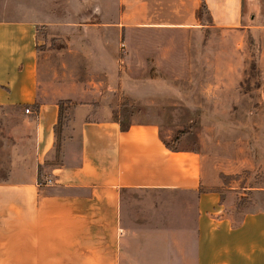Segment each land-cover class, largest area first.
I'll list each match as a JSON object with an SVG mask.
<instances>
[{
	"label": "crops",
	"instance_id": "1",
	"mask_svg": "<svg viewBox=\"0 0 264 264\" xmlns=\"http://www.w3.org/2000/svg\"><path fill=\"white\" fill-rule=\"evenodd\" d=\"M121 2L126 8L114 24L98 15L92 23H49L76 61L96 63L91 76L78 75L60 55L58 72L53 50L40 48L37 19L0 17V125L9 107L20 112V127L34 121L32 150L18 142L0 176V264H264V210L238 218L235 189L217 178L207 154L170 149L154 120L123 130L120 121L100 118L110 89L134 94L144 86L148 106L196 109L201 103L188 95H209L210 102L222 87L236 90L240 69L230 65L218 74L220 55L205 32H254L264 68V0ZM203 3L207 25L196 16ZM106 27L116 29V39L106 38ZM74 29L81 34L77 46L68 38ZM122 29L144 35L136 43L126 39L129 53L121 61L127 66L119 64ZM62 100L81 111L73 119L80 124V150L73 163L53 166L47 162Z\"/></svg>",
	"mask_w": 264,
	"mask_h": 264
},
{
	"label": "rangeland",
	"instance_id": "2",
	"mask_svg": "<svg viewBox=\"0 0 264 264\" xmlns=\"http://www.w3.org/2000/svg\"><path fill=\"white\" fill-rule=\"evenodd\" d=\"M125 8L126 5L121 0H0V17L37 19L42 41L40 48L53 50V60H56L58 72L61 71L60 57L70 61L69 64H72V69L78 75L91 76L96 75V63L89 61L85 65L76 61L74 53L66 52L67 43L62 33L54 27V23L51 26L49 23L60 20H85L92 23L98 15L100 21L114 24L120 20ZM202 16L204 24L211 22L207 11H203ZM250 16L248 12V23ZM105 30L106 38H117L116 29L106 27ZM205 33L204 38L213 40L220 55L216 65L218 74L230 65L240 69L241 76L236 90L233 88L226 91L222 87V91L211 95L210 102L207 101L209 95H188L191 98L197 97L201 103L202 108L196 109L188 103L185 106L169 104L165 108H161L159 104L157 107L148 106L145 104L144 86L137 87L134 94L127 93L121 87L110 89L103 95L100 118L116 119L126 126L132 122L154 120L160 123L162 136L172 147L202 150L207 154L208 165L214 166L217 178L227 187H234L235 209L239 218L248 210H264V68L259 62L262 42L257 34L242 28L230 32L207 28ZM89 35L90 38L94 37L90 31ZM68 36L73 41L72 45L77 46L75 39L80 38V32L74 29ZM140 37L144 35H137L134 30H121V66L128 65L121 61L129 53L126 39L136 43ZM132 47L140 48L136 45ZM126 81L130 83L131 79L127 78ZM217 81L219 84L223 78L218 77ZM74 108L70 102L64 105L57 129L56 146L47 162L50 165L73 163L77 160L80 124L79 120L74 122L73 119L79 117L81 111ZM2 113L0 176L4 177L10 169L18 142L25 152L32 150L34 121H25L24 126L20 127L22 119L16 108H6ZM71 136L74 137L73 141L69 140Z\"/></svg>",
	"mask_w": 264,
	"mask_h": 264
},
{
	"label": "trees",
	"instance_id": "3",
	"mask_svg": "<svg viewBox=\"0 0 264 264\" xmlns=\"http://www.w3.org/2000/svg\"><path fill=\"white\" fill-rule=\"evenodd\" d=\"M203 11H207L209 13V15H210L208 7H207V5L205 3H203L200 6V8H198L197 11H196L197 18L200 19L202 22H203V16H202ZM210 19H211V17H210ZM65 104H67V101H63L62 100V101L59 102V106H60V122H61L62 115H63V112H64V105ZM122 128H123V130H126L128 128V126L122 125ZM57 129H58V127L56 128V130ZM165 143L170 149L176 150V148L172 147L169 143H167V142H165Z\"/></svg>",
	"mask_w": 264,
	"mask_h": 264
},
{
	"label": "built area",
	"instance_id": "4",
	"mask_svg": "<svg viewBox=\"0 0 264 264\" xmlns=\"http://www.w3.org/2000/svg\"><path fill=\"white\" fill-rule=\"evenodd\" d=\"M25 112H26V113H32V111H31V109H30L29 107H27V108L25 109Z\"/></svg>",
	"mask_w": 264,
	"mask_h": 264
}]
</instances>
